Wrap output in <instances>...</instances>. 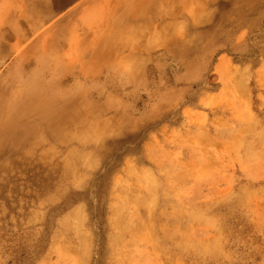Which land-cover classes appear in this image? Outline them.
Masks as SVG:
<instances>
[{"label": "rangeland", "instance_id": "1", "mask_svg": "<svg viewBox=\"0 0 264 264\" xmlns=\"http://www.w3.org/2000/svg\"><path fill=\"white\" fill-rule=\"evenodd\" d=\"M104 1L1 15L6 66ZM143 3L151 25L131 24L93 88L102 113L49 131L12 117L0 264H264V0Z\"/></svg>", "mask_w": 264, "mask_h": 264}, {"label": "bare ground", "instance_id": "2", "mask_svg": "<svg viewBox=\"0 0 264 264\" xmlns=\"http://www.w3.org/2000/svg\"><path fill=\"white\" fill-rule=\"evenodd\" d=\"M133 1L121 5L106 0L99 16L87 27H58L59 35L53 39L43 38L32 47L8 48L12 55L9 66L1 56L6 49L0 44V157L5 135L19 128L11 120L14 115L23 116L22 121L30 122L34 131L38 127L49 131L64 121L62 113H102L90 100L99 76L104 74L108 83L115 70L116 56L111 48L132 23L151 25V19L142 15L148 11L144 0ZM3 30V41L16 35L12 26Z\"/></svg>", "mask_w": 264, "mask_h": 264}, {"label": "crops", "instance_id": "3", "mask_svg": "<svg viewBox=\"0 0 264 264\" xmlns=\"http://www.w3.org/2000/svg\"><path fill=\"white\" fill-rule=\"evenodd\" d=\"M83 0H0V16L16 15V6H34L42 13L51 16L65 14L72 7L78 6ZM5 17L2 18V21Z\"/></svg>", "mask_w": 264, "mask_h": 264}]
</instances>
